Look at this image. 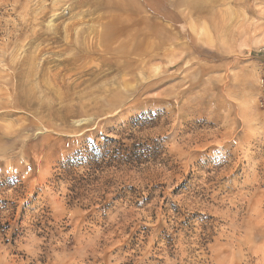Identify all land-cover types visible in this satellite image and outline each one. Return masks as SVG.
<instances>
[{
    "label": "rangeland",
    "instance_id": "obj_1",
    "mask_svg": "<svg viewBox=\"0 0 264 264\" xmlns=\"http://www.w3.org/2000/svg\"><path fill=\"white\" fill-rule=\"evenodd\" d=\"M114 1L0 0V264H264V0Z\"/></svg>",
    "mask_w": 264,
    "mask_h": 264
},
{
    "label": "bare ground",
    "instance_id": "obj_2",
    "mask_svg": "<svg viewBox=\"0 0 264 264\" xmlns=\"http://www.w3.org/2000/svg\"><path fill=\"white\" fill-rule=\"evenodd\" d=\"M225 0H176V4L185 7L188 14H201L203 11L211 12L215 7L222 6ZM111 2L109 3V5ZM174 5V4H173ZM111 6H114L115 13L111 17L112 24H117L116 29H113L108 33V41L117 40L120 37H124L119 44V48L127 51L130 41L137 40L141 36H147L148 33L146 27H151L154 31H158L159 25L156 19L146 15L148 12V6L146 7L141 0H119L113 2ZM172 20V19H171ZM174 21L177 18H173ZM172 20V21H173ZM163 25L161 24V28ZM168 29V28H167ZM162 33H165L163 29H160ZM158 31V34L161 32ZM174 37V36H173Z\"/></svg>",
    "mask_w": 264,
    "mask_h": 264
}]
</instances>
